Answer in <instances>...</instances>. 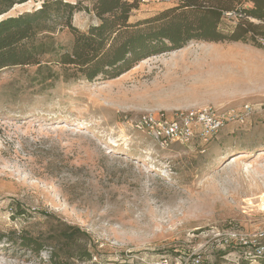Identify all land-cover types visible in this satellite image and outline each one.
<instances>
[{"label": "rangeland", "instance_id": "obj_1", "mask_svg": "<svg viewBox=\"0 0 264 264\" xmlns=\"http://www.w3.org/2000/svg\"><path fill=\"white\" fill-rule=\"evenodd\" d=\"M175 4L142 3L131 20ZM91 22L83 12L74 16L82 30ZM58 40L69 45L72 36L65 31ZM48 75L35 66L0 72V232L7 234L0 264H54L51 250L60 264H109L128 252L264 264L246 255L264 246V116L223 125L207 141L196 131L187 146L162 147L142 128L143 116L171 119L264 101V48L192 42L112 81ZM72 228L84 234L67 247L59 236ZM231 231L251 244L226 246ZM21 232L41 236L39 256L10 244ZM85 251L91 259H78Z\"/></svg>", "mask_w": 264, "mask_h": 264}, {"label": "trees", "instance_id": "obj_2", "mask_svg": "<svg viewBox=\"0 0 264 264\" xmlns=\"http://www.w3.org/2000/svg\"><path fill=\"white\" fill-rule=\"evenodd\" d=\"M28 1L0 0V72L35 66L55 80L60 76L65 82L94 83L116 80L141 62L192 42H241L264 48L258 40L264 38V27L254 23L264 22V0H177L174 6L137 21L131 19L142 0H90L85 6L42 0L32 11L10 14ZM78 12L92 19L85 30L74 24ZM65 31L72 36L69 45L58 40ZM83 234L72 228L59 237L69 247ZM6 237L0 232V242ZM41 239L21 232L9 241L39 256L45 249ZM59 254L51 250L50 261L60 264L54 262ZM78 259L90 260L91 253L82 252ZM256 259L264 261L262 256Z\"/></svg>", "mask_w": 264, "mask_h": 264}, {"label": "built area", "instance_id": "obj_3", "mask_svg": "<svg viewBox=\"0 0 264 264\" xmlns=\"http://www.w3.org/2000/svg\"><path fill=\"white\" fill-rule=\"evenodd\" d=\"M159 1L163 3H172L177 0H142V3ZM232 16L231 13L227 14ZM264 116V101L247 102L240 107L230 108L226 111L216 112H186L179 113L174 118L161 117L156 120L151 116H143L142 128H147L151 131L156 142L162 147H168L171 144H179L182 146L189 145L196 137L197 132L201 131L202 137L207 141V138L213 136L223 125L229 123L246 124L252 122L255 117ZM223 241L226 246L236 242L240 246L246 247L250 242L242 237L239 233L231 231L223 236ZM244 247V248H245ZM247 257H261L264 255V246L261 244L255 249V253H246ZM249 258V259H252ZM256 259V258H255ZM97 261V258H94ZM109 264H204L200 256L195 257L191 263L178 258L169 256H160L157 260H150L148 256L139 257L128 252L122 256H117Z\"/></svg>", "mask_w": 264, "mask_h": 264}, {"label": "bare ground", "instance_id": "obj_4", "mask_svg": "<svg viewBox=\"0 0 264 264\" xmlns=\"http://www.w3.org/2000/svg\"><path fill=\"white\" fill-rule=\"evenodd\" d=\"M143 62H145V61H143ZM238 160V158H234L233 160H232V162L231 163H234V162H236ZM263 204V203H262Z\"/></svg>", "mask_w": 264, "mask_h": 264}]
</instances>
